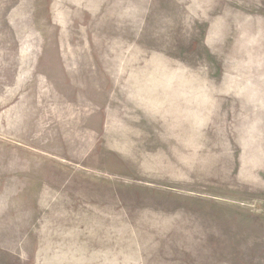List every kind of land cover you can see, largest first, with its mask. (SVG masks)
<instances>
[{
  "label": "rangeland",
  "instance_id": "rangeland-1",
  "mask_svg": "<svg viewBox=\"0 0 264 264\" xmlns=\"http://www.w3.org/2000/svg\"><path fill=\"white\" fill-rule=\"evenodd\" d=\"M264 0H0V264H264Z\"/></svg>",
  "mask_w": 264,
  "mask_h": 264
},
{
  "label": "water",
  "instance_id": "water-1",
  "mask_svg": "<svg viewBox=\"0 0 264 264\" xmlns=\"http://www.w3.org/2000/svg\"><path fill=\"white\" fill-rule=\"evenodd\" d=\"M259 208H263L264 209V205H258Z\"/></svg>",
  "mask_w": 264,
  "mask_h": 264
}]
</instances>
